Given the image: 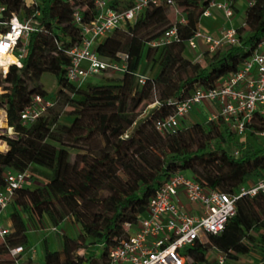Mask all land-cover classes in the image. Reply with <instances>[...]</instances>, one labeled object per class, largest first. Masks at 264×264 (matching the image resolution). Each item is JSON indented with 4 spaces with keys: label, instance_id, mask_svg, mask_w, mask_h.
Instances as JSON below:
<instances>
[{
    "label": "trees",
    "instance_id": "obj_1",
    "mask_svg": "<svg viewBox=\"0 0 264 264\" xmlns=\"http://www.w3.org/2000/svg\"><path fill=\"white\" fill-rule=\"evenodd\" d=\"M168 0L144 9L135 22L114 29L101 37L96 53L105 59L119 60L127 54L126 69L103 83L76 86L65 78L69 63L66 50L79 43L80 28L73 14L83 22L95 15L94 0H35L26 7L24 0H0L7 17L16 13L30 17L35 10L37 29L28 37L22 67L11 65L0 76V108L13 135L3 134L5 151H0V189L5 186L7 169L39 171L44 183L35 188L23 186L14 193L9 221L12 232L0 244V264H15L8 256L11 247H27L25 223L20 212L38 226L46 218L58 227L68 218L79 226L76 236L61 234V249H50L44 239L42 264H107L109 250L118 246L129 233L125 224L135 225L146 215L149 199L170 174L183 172L208 190L236 193L240 186L264 176V144L239 143L220 119L195 122L171 136L161 134L155 121L174 113L170 100H181L197 89L221 84L249 58L264 38V0H251L246 7L244 25L237 27L239 43L214 52L204 50L202 60L185 55L186 41L200 29V19L210 0H171L183 8L184 22L172 24L166 9ZM234 7L236 0H227ZM113 8L127 7L126 2L108 0ZM175 25L178 40L159 46L148 43ZM0 25V31H5ZM156 67L151 77L139 84L141 61ZM44 73L55 77L59 86L54 105L30 125L21 122L20 112L34 94L49 98L39 83ZM52 100V99H51ZM157 101L137 120L142 108ZM142 106L138 111V107ZM63 112L72 116L70 123L60 120ZM254 129H264L257 120ZM7 144V145H6ZM78 148L80 159H71L70 150ZM232 147L239 148L235 155ZM122 171L126 179H122ZM31 173V172H30ZM32 176V173H31ZM264 180V179H260ZM234 215L220 233L206 234L184 246L180 253L184 264L209 263V251L224 255L225 263L255 250L264 252V193L242 195ZM89 255H78V249ZM25 264H31L27 261Z\"/></svg>",
    "mask_w": 264,
    "mask_h": 264
},
{
    "label": "built area",
    "instance_id": "obj_2",
    "mask_svg": "<svg viewBox=\"0 0 264 264\" xmlns=\"http://www.w3.org/2000/svg\"><path fill=\"white\" fill-rule=\"evenodd\" d=\"M129 4L127 7L113 8L108 0H94L95 15L89 22H83L78 11L74 12V22L80 28V41L66 50L69 63L65 70L68 82L79 86L86 79L100 73L108 72L120 75L126 69L127 54L118 53L119 60L100 57L95 46L97 41L110 34L114 29L122 28L135 22L141 12L149 6L157 5L161 0H118ZM173 4L171 0L167 1ZM252 2V1H251ZM250 2V4H251ZM26 7L35 5V0H24ZM210 9L221 10L225 18L233 13V6L227 0H210L202 17L210 14ZM6 7L0 3V76L5 77L11 65L22 67L30 33L37 29L36 15L38 10L28 18H21L16 13L9 17L5 14ZM184 22V18H179ZM238 29L234 26L222 27L216 36L205 33L201 29L186 41V49L195 50L199 42H203L206 50L214 52L228 45L239 43ZM178 40L175 25L148 44L159 46ZM95 44V46H93ZM8 54L13 55L12 61H6ZM6 68V69H5ZM139 84L146 77L136 73ZM175 105V111L155 121V128L165 136H171L181 126V119L197 105L214 103L218 110L217 116L237 138L244 139L247 130L264 137V129H254L257 120L264 121V38H262L240 68L227 77L221 84L210 88H197L189 96L169 101ZM54 101L34 94L30 103L20 112L21 122L25 125L33 123L44 114ZM159 105L157 101L147 108ZM8 135H13V128L6 126ZM235 155L238 150L233 151ZM5 186L0 189V211L7 208L17 189L25 186L32 179L28 169L16 171L7 169L3 173ZM264 193V180H259L251 187L240 186L236 193H225L208 190L192 177L183 172H175L165 178L153 196L149 199L146 215L135 225L128 223L129 235L120 244L109 250L107 264H184L185 257L181 249L196 239L202 240L206 234H217L222 231L228 219L236 209L235 202L242 195L253 196L256 192ZM180 197L186 205L180 203ZM57 227L52 226V230ZM6 225L0 226V235L7 234ZM33 246L16 245L8 251V256L15 264H22L20 259L27 252H34ZM224 255L217 254L214 264H224ZM31 264H33L31 262Z\"/></svg>",
    "mask_w": 264,
    "mask_h": 264
},
{
    "label": "rangeland",
    "instance_id": "obj_3",
    "mask_svg": "<svg viewBox=\"0 0 264 264\" xmlns=\"http://www.w3.org/2000/svg\"><path fill=\"white\" fill-rule=\"evenodd\" d=\"M251 0H236L234 3L235 6V10L233 8V13L229 18H225V26H234V27H238L240 25H243L244 27V31L243 34L245 32H248V27L244 25V15H245V9L247 6H249ZM221 11V10H219ZM222 13V11H221ZM183 14V8L179 7L178 5H169L166 9V15L169 19V21L174 24L178 21V19L182 16ZM95 46V44L93 45ZM185 55L187 56V51L185 52ZM189 57V55L187 56ZM156 71V67H152L150 66V64H146V62L144 60L141 61L140 67L138 72L141 73L142 75H144L145 77H151ZM116 75H112L108 72H104V73H100L97 74L95 76H91L89 78L86 79V82H84L83 84H81L80 86H86L88 83H103L104 81H106L107 79L111 78V77H115ZM39 83L42 85L43 89L46 92V95H48L50 97V99L53 100V98L57 95L58 90H59V86L56 83L55 77L50 74V73H44L40 76L39 78ZM4 84L2 83V86ZM0 86V90L2 93L4 91L3 87ZM3 90V91H2ZM204 110L202 108H196V109H192L190 112H188L185 116H183V118L181 119V126L185 127V126H189L195 122H199V123H204L207 124L208 123V119H214L213 116L216 114L217 109H212L209 112H207V110L205 109H211V108H215V104L214 103H206L205 105H203ZM142 106L138 107V111L139 109H141ZM150 109V108H145L141 110V113L138 115L137 120L141 121L143 119V115L146 113V111ZM0 110H3L0 108ZM60 120L64 123H70L72 120V116H69L66 114V112H63ZM7 121H6V116H5V126L4 127H0V137L3 134H9L7 129ZM244 139H239L238 141L239 143H243L246 142L248 140L247 135L244 136ZM252 138L251 141L255 144H264V137H260L258 135H256L255 133L252 134L251 136ZM0 140H2L0 138ZM248 142V141H247ZM6 143V142H5ZM7 145V144H6ZM2 149V148H1ZM78 148L74 147L70 150L71 153V159L73 160L74 158L80 159V151L77 150ZM234 149H239L236 147H232V151ZM239 152V150H238ZM30 172L32 173V179L27 182L26 186L30 187V188H35L37 186H40L44 183L45 179L43 174H41V172L39 171H32L30 170ZM119 175L122 179H126V176L123 174L122 171L119 172ZM260 179H264V176H260L258 178H254L252 180H250L249 182V186L251 187L253 185H255ZM11 210V206L9 205L7 208L3 209L0 211V226L2 225H6L9 233L12 232V227H11V221H9V212ZM20 215L24 221V225H25V233L27 234V236H29V238L32 240V243H34V248L36 246V262L38 264H42L43 262V255H44V242L42 240L43 237H41L40 235L35 234L32 235L31 232L29 231L31 228L33 231L36 230H40L38 227V225L33 222L26 213L20 212ZM262 216H264V213H262ZM9 223V225H8ZM40 223V222H39ZM40 226L42 227V229H44L45 227L50 228L51 225L48 222V220L46 218H43V220L40 223ZM61 231L62 233H67L71 236H76L79 232V226L78 223L71 219L68 218L65 223L63 225H61ZM36 233V232H35ZM6 235V234H5ZM0 235V244L3 242V238L4 236ZM34 236V238H33ZM49 239L51 241V246L50 249H56L58 246L55 245V240H54V236L51 234V236L49 235ZM203 240L205 239V237L202 238ZM37 241V243H35ZM78 255H89L90 253H92V247H89L88 250L85 252L83 251V249H78L76 252ZM217 256V253L213 252V251H209L208 253V257L210 259L209 263H213L215 260V257ZM0 258L4 259L6 258L5 255H0ZM229 264H264V252L260 251V250H255L247 255L244 256H240L239 259L235 262H229Z\"/></svg>",
    "mask_w": 264,
    "mask_h": 264
},
{
    "label": "crops",
    "instance_id": "obj_4",
    "mask_svg": "<svg viewBox=\"0 0 264 264\" xmlns=\"http://www.w3.org/2000/svg\"><path fill=\"white\" fill-rule=\"evenodd\" d=\"M233 8H234V10L236 9L235 6ZM224 22H225V17L223 15V13H221V11H219L218 9H210V14L208 16L201 17V19H200V29L202 31H204L205 33H209V34H211L213 36H216L218 34V31L222 27L225 26ZM204 50H206L205 44L203 42H199L197 47L195 48V50L186 49L185 52L187 51V54L189 55V58H191L193 60L201 61L202 60V54H203ZM196 108H202L204 110L203 105H197L193 109H196ZM212 109H217L218 110L216 105H215V108L205 109V110H207V112H209ZM216 115H217V112H216V114L213 117H215ZM180 203L182 205H184V206L186 205V201H185V199L183 197H180ZM64 223H65V221L61 225H63ZM8 225H9V223H8ZM61 225L58 226L56 228V230H52L51 229L52 226L50 228L45 227L44 229H42V227L39 225L38 228L40 230L33 231L32 228H31L29 231L34 236H35V234H37V235H40L41 237H43L42 238L43 242H44V239L46 238L47 241H48L49 247L51 246V241L49 239V235L51 236V234H52L54 236L55 245L58 246L56 249L60 250L61 249V234H62V231H61V228H60ZM26 236H27V234H26ZM34 236H33V238H34ZM27 240H28L27 247L34 245V243H32V240L29 238V236H27ZM35 243H37V241ZM36 253H37V250H36V246H35V251L34 252H27L25 255H22V257L20 259V262L22 264H25L27 261H31L33 264H38L36 262V259H37L36 258L37 257Z\"/></svg>",
    "mask_w": 264,
    "mask_h": 264
},
{
    "label": "bare ground",
    "instance_id": "obj_5",
    "mask_svg": "<svg viewBox=\"0 0 264 264\" xmlns=\"http://www.w3.org/2000/svg\"><path fill=\"white\" fill-rule=\"evenodd\" d=\"M5 58H6V61H12L14 59L13 55H11V54H8ZM0 92H1V90H0ZM5 116L6 115H5L4 110H0V127L5 126ZM4 142H5L4 140H0V151H5V143Z\"/></svg>",
    "mask_w": 264,
    "mask_h": 264
}]
</instances>
